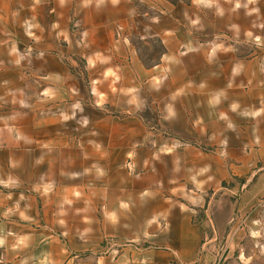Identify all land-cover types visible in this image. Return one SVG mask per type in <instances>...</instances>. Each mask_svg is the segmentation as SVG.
<instances>
[{"label": "crops", "instance_id": "1", "mask_svg": "<svg viewBox=\"0 0 264 264\" xmlns=\"http://www.w3.org/2000/svg\"><path fill=\"white\" fill-rule=\"evenodd\" d=\"M25 6L39 47L3 69L0 264H208L141 112L150 96L176 135L264 142V0ZM137 42L160 45L153 62Z\"/></svg>", "mask_w": 264, "mask_h": 264}, {"label": "rangeland", "instance_id": "2", "mask_svg": "<svg viewBox=\"0 0 264 264\" xmlns=\"http://www.w3.org/2000/svg\"><path fill=\"white\" fill-rule=\"evenodd\" d=\"M26 3L27 0H0L1 112L8 111L6 96L10 95L1 91V81L3 69L11 63L10 54L22 58L39 47L29 42ZM120 32L118 28L117 38ZM136 45L147 65L161 50L158 43ZM77 67H83L80 58ZM147 103L141 118L156 135H149L146 145L157 150L153 161L162 167L173 204L187 209L194 222L205 227L208 264H264L261 135H176L161 122L164 116L154 99L149 96ZM252 165L255 170L249 171Z\"/></svg>", "mask_w": 264, "mask_h": 264}]
</instances>
